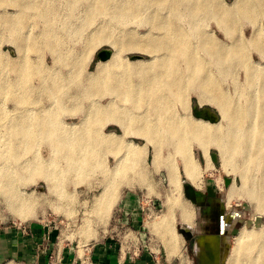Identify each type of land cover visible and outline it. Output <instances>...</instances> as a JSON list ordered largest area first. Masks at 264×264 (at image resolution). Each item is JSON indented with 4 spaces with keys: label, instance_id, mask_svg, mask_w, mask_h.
I'll list each match as a JSON object with an SVG mask.
<instances>
[{
    "label": "bare ground",
    "instance_id": "6f19581e",
    "mask_svg": "<svg viewBox=\"0 0 264 264\" xmlns=\"http://www.w3.org/2000/svg\"><path fill=\"white\" fill-rule=\"evenodd\" d=\"M186 1L194 7L189 9L191 11H202L206 2L15 0L9 3L7 0H0V29L7 32L5 35L0 33V194L4 195L8 207L16 217L27 219L41 203L42 197L35 195V191L29 193L25 190L29 184L43 178L52 191L57 185L51 184L54 177L66 173V170L61 171L57 167L51 169L56 161L53 158L33 155L35 143L41 140L51 141L59 147H68L66 153L62 154L66 156L70 166L76 167V172L82 174L92 171L95 161L93 156L98 154L101 144L117 143L124 151H121L123 154L118 152L121 155L116 167L109 171L112 174L111 184L116 183L115 185L144 187L151 191L150 172L164 170L170 194L165 197V211L153 226L164 236L170 253L176 251L181 236L175 226L177 215L187 226L194 224L196 216L193 205L183 197L181 177L184 176L195 189L202 190L205 183L204 172L214 167L210 155L213 148L219 153L224 172L241 180V184L237 185L234 179L228 187V203L240 196L250 205L261 208L264 203V69L256 66L257 64L252 65L253 61L250 63L242 55L243 48L228 47L224 42L218 41L213 31L197 32L196 25H193L197 20L194 19L196 16L187 27L178 23L184 16L178 9L179 3ZM243 2L248 6L245 11L264 10V0ZM82 4L86 5V11L80 15L79 8ZM152 4L162 5L166 10L169 9L167 11H173V15L169 12L154 15L152 10L157 9ZM8 6H13V12L8 10ZM222 13H216L214 18L218 28L224 32L226 29L222 25V19H230L232 15L228 13V9ZM61 14L65 19L63 27L66 28L65 24L68 23L73 30L69 20L76 18L79 24L74 28L77 29L76 33L81 34H86L87 28L97 24L96 19L102 15L134 20L155 17L162 19L159 33L149 30L143 34L144 37L135 33L134 37L120 40L118 44L122 47L115 46L117 50L111 58L98 65L91 76L99 84L86 91L92 97L95 91L109 93L110 101L107 105L94 104L80 123L73 125L74 128L79 127L81 133L66 131L65 133L69 132L66 135L63 131L59 133L56 128L59 122L58 111L65 107L63 99L71 98L64 86L66 79L56 75L48 82L44 71L37 70L29 58L30 52L41 44L53 43L55 48L57 45L56 50H60L59 45L63 41L55 31ZM40 25L46 30L37 34L34 29H38ZM104 27L106 29L107 26ZM100 34L103 35L101 40L108 37L106 32ZM225 34L228 35V31ZM255 35L262 36L260 32ZM93 40L89 39L87 42L90 45L105 42ZM4 45L12 46L16 57L5 52ZM126 49L146 53L151 59L140 60L138 63L127 61L123 57V50ZM92 50L94 49L89 52L88 48V57ZM261 53L264 57V52ZM237 55L242 57V64L246 69V87L240 90L236 88L238 97L232 96L223 88L227 78L234 77L237 67H240L235 59ZM38 77L42 79L43 85L40 87L34 83ZM41 91L49 92L45 97L51 105L41 102L43 95L37 94ZM240 91L245 96L244 102L239 99ZM193 94L199 105L216 108L221 119L212 122L194 117L190 101ZM97 118L116 125L122 134L113 131L106 133L105 137L100 135L95 138L90 131ZM60 122L64 125L62 120ZM132 138L142 143H137ZM195 147L205 157L206 168L196 157ZM150 148L153 155L151 170L148 171L146 159ZM235 213L236 211L232 212L233 215ZM228 218L220 217L221 232L232 226L231 215ZM209 237L218 257L214 262L205 257L203 264H224L226 258L228 264H245V260L247 264H264V230L261 228L243 227L235 238L233 247H230L227 237L220 234ZM198 246L203 250L200 244Z\"/></svg>",
    "mask_w": 264,
    "mask_h": 264
},
{
    "label": "rangeland",
    "instance_id": "374dc122",
    "mask_svg": "<svg viewBox=\"0 0 264 264\" xmlns=\"http://www.w3.org/2000/svg\"><path fill=\"white\" fill-rule=\"evenodd\" d=\"M7 1L11 3L15 0ZM243 1L244 0H206L205 7L202 11L189 10L194 7H192L191 3L188 1L181 4L179 3L178 9L184 16L180 21L178 20V23L187 27L189 23L193 21L194 16H196L194 19H197V22L194 21L195 23H192L196 25L197 32L203 33L213 31L214 37H216L218 41L224 42L228 47L234 46L243 48L242 55L244 54L245 58L248 59L250 63L253 61L252 65L255 66L257 64L256 66L264 69V57L261 55V52H264V10L258 9L252 11L251 9L252 13L250 9L249 12L245 11L244 9L246 7L248 8V6H246L247 4L245 5ZM152 6L157 9V11L152 10L154 15H164L167 14V12L173 15V11H167L169 9L166 10L162 5L152 4ZM8 8L10 12H13V6H8ZM227 9L232 17L230 19H222V25L226 29L225 31H228V35L225 34V31L223 32L218 28L217 20L214 18L216 13L220 12L221 14L223 10L226 12ZM79 11L80 15L84 14L86 5H80ZM60 17L61 19H57V30L55 29V33H59L57 35L58 38L63 41V43L59 45L60 50H56L57 45L55 48V44L53 43H50L51 45L48 43L41 44L30 52L29 58L37 70L44 71L43 73L46 74L45 79H47L48 82L58 75L66 79L64 86L67 87V94L71 95V98L63 99L65 107L63 110L60 109L58 111L57 117L59 122H57V125L60 126L58 127L56 125V128L59 133L63 131L65 135L69 132L77 134L81 133L82 130L76 126L74 128L73 125L80 123L81 119L86 116L87 112L91 110L94 104L107 105L110 101L109 93L95 91L94 95H96V97L94 95L92 97V94L86 91L88 88L93 87V85L99 84L95 82L91 76L96 72L98 65L103 63L98 57V53L105 49L115 52L117 47H122V45L118 44L120 40H127L130 37L136 36V34L137 36L140 34V37H144L143 34L149 30H152L154 33H159V24L162 22V19L161 17H155L154 19L141 18L140 20H134L102 15V17L100 16L96 19L97 24L87 28L86 34H81L76 33L77 29L74 28V26L76 27L79 24L76 18L71 19V21L69 20V23L73 26V30H71L68 23L65 24L67 25L66 28L63 27L65 19L62 18V14ZM105 25L107 26L106 29L104 27ZM201 25L203 26L202 28ZM98 27L99 29L96 30ZM37 28L38 29H34L37 34L46 30L42 25ZM200 28L202 30H200ZM85 29L86 28H84V30ZM97 31L106 32V37H108L103 39L105 42L101 45H99L100 42H96L98 44L95 43V45L94 43L90 45L87 40L97 39L98 41L100 37L102 38L103 35ZM256 32H260L262 36H256ZM0 33L5 35L7 32L3 31L1 28ZM88 34L90 36H88ZM84 35L85 37H83ZM254 40L256 41L254 42ZM88 48L89 52L91 49H94L92 53H89V57L86 55ZM3 50L8 52L11 57H16L15 50L12 46L4 45ZM60 54H63L64 58H62L63 56L60 57ZM123 57L126 58L127 61L129 60L133 63H138L140 60L151 59L146 53L138 51L133 52L129 49L123 50ZM235 59L240 67H237V73H235L236 75L234 77L229 76L227 78L226 82H224L225 84H223V88L228 90L232 96L238 97V94L235 93L236 88L240 90L246 87V69L242 64V57L237 55ZM243 62L246 61L243 60ZM34 83L37 87L43 85L42 79L39 77L35 78ZM240 93L239 96L241 98L239 99L244 102L245 96L242 91H240ZM37 94L43 95V99L41 98L43 104L51 105V102L45 97L46 94L49 95V92L41 91ZM104 95L106 96L104 97ZM190 99L192 112L193 106L198 108L199 103L194 94ZM203 107L209 108L216 115L219 113L213 106L205 105ZM61 120L64 122V125L60 124L62 123L60 122ZM96 120V123H93L94 126H92L90 131L95 138L100 135L105 137L106 133L109 134L113 131L117 134H122L121 129L111 122H107L103 119L98 120V118ZM66 131L69 132L65 133ZM133 140L137 143H142V141L137 139ZM99 147L100 145L98 148ZM67 148L68 147L65 146H56L53 142L47 140H41L35 143L32 149L33 155H41V157L43 156L45 159L53 158L56 161L53 163L51 169L57 167L61 171L66 170V173L59 174L56 176L58 178L54 177L51 184L55 183L57 185L52 191L43 178H38L35 183L29 184L26 187L25 190L27 192L30 193L35 191V195L42 197V199L40 205L35 208L34 214L29 215L27 219L24 220L16 217L14 213H12L6 203L4 195L0 194V227L28 225L40 222L55 228L53 230L56 232V236L59 237L62 246L64 244L80 246L81 254L84 253L85 246L101 240L113 232L112 235L117 240L120 248L124 249V252H128V248L133 245V241L135 240L134 244L139 248V252H147L152 256L158 257L161 262L168 264H194L195 257L190 242L181 233V229L186 228V225L180 221L178 215L176 217L175 226L177 233L181 236L174 253L169 252V247L167 246L164 236L160 230H157L155 226H153L155 221L159 219L161 214L165 211L166 196L170 194V186L164 170L158 173L150 172L149 180H151L150 185L152 184V192L144 187L129 188L118 184L115 185L116 183L111 184L110 178L112 174L109 171L116 167L115 164H117L119 155L123 154V152H121L124 151L123 147H119L115 142L110 144L105 142L103 145L101 144L100 150L97 148L98 154L93 156L95 161L91 168L92 171L89 174L76 172V167L72 168L70 166V162L68 163L66 156L62 154L66 153ZM57 150H59V153ZM119 151L121 154L118 155ZM194 153L201 165L206 168V159L201 151L195 147ZM211 153L217 154V162H214L211 157L214 167L204 172L205 183L203 188L202 190H196L202 192L205 187L210 186L218 193V196L225 201L224 206L227 210L233 209V211H239L241 214L235 228L228 235L230 247H233L235 238L243 227L249 229L261 228L264 230V203L261 206V210L260 207L252 206L245 199L237 196L234 201L229 204L226 198V192L230 185L227 187L225 179L229 178L232 182L235 179L234 181L237 185L241 184V180L238 177H234V175H227L224 172L221 166L219 153L216 149H211L210 155ZM116 154L118 156H116ZM152 155V148H150L146 159L148 171L151 170ZM181 181L182 183L186 181L184 176L181 177ZM183 197L190 201L186 198L184 190ZM190 203L195 208L191 201ZM119 206L139 207L138 214L140 215L141 225L139 233L134 232V234L127 237V232H125L126 228H123L122 225H118L117 228L113 227L114 223L111 225L110 222L114 212ZM117 217H119V213H117ZM194 226L195 225L192 224L189 227ZM128 234H130V232H128ZM9 263L17 264L11 260L8 262L0 261V264ZM223 263L228 264V258L224 259ZM245 264H247V260H245Z\"/></svg>",
    "mask_w": 264,
    "mask_h": 264
},
{
    "label": "crops",
    "instance_id": "0c3cea01",
    "mask_svg": "<svg viewBox=\"0 0 264 264\" xmlns=\"http://www.w3.org/2000/svg\"><path fill=\"white\" fill-rule=\"evenodd\" d=\"M138 206H119L114 220L140 232ZM119 213V217H117ZM55 228L36 222L28 225L0 227V261L17 264H168L147 252L128 251L120 248L111 234L85 246L81 254L80 246L60 244Z\"/></svg>",
    "mask_w": 264,
    "mask_h": 264
},
{
    "label": "flooded vegetation",
    "instance_id": "af4514ba",
    "mask_svg": "<svg viewBox=\"0 0 264 264\" xmlns=\"http://www.w3.org/2000/svg\"><path fill=\"white\" fill-rule=\"evenodd\" d=\"M195 201V226L189 227L186 225V228L189 230V234L186 235L185 238L189 240L190 246L193 250L195 257L194 264H203L205 257H207V259H209L210 261L214 262L216 261L218 255L215 246L213 245V242L210 240L209 236H213L214 234H220L222 237H227L228 239V235L235 228L237 220L241 214L239 213V211H237L233 215V209L227 210L224 206L225 201L220 196H218V193L215 192L212 188L209 189L208 186L205 187L202 192L198 191V194L195 197ZM220 215L225 216L226 218H230L231 215V218L233 219V225L230 227L227 225L228 227L226 228V231H224L225 233L219 230V220L221 217ZM210 220L212 221L210 222ZM199 244L203 247V250L201 249V247L198 246Z\"/></svg>",
    "mask_w": 264,
    "mask_h": 264
},
{
    "label": "water",
    "instance_id": "95a60500",
    "mask_svg": "<svg viewBox=\"0 0 264 264\" xmlns=\"http://www.w3.org/2000/svg\"><path fill=\"white\" fill-rule=\"evenodd\" d=\"M112 54H113V52L111 50L105 49V50L98 53V57L102 61H107L111 58ZM192 114L196 118L210 120L212 122H217L220 120L219 113H218V115H216L209 108H205L201 105H199L198 108L193 106ZM211 157L213 158L214 162H217V154L211 153ZM225 181H226L227 187L232 182L231 179H229V178H226ZM182 186H183V190H184V194H185L186 198L189 199L193 204H196L195 197L197 196L198 191L187 180L182 183ZM208 187H209V189L211 188L210 186H208ZM181 233L184 236H186L189 234V230L187 228H182Z\"/></svg>",
    "mask_w": 264,
    "mask_h": 264
},
{
    "label": "built area",
    "instance_id": "2783aa9c",
    "mask_svg": "<svg viewBox=\"0 0 264 264\" xmlns=\"http://www.w3.org/2000/svg\"><path fill=\"white\" fill-rule=\"evenodd\" d=\"M113 227H115V228H117V226L118 225H122L123 226V228H126V231L125 232H127V237H129L130 235H132V234H134V232L135 231H133L132 230V228H130L129 226H127V225H124L123 223H122V221L121 220H114L113 221ZM128 232H130V234H128ZM113 234V232L111 233V235ZM113 236V235H112ZM133 239V238H132ZM131 239V240H132ZM130 240V239H129ZM134 243H135V240L133 241ZM133 243V245L132 246H130L129 248H128V251H136V253H138L139 252V248L136 246V244H134ZM122 249V251H124V249L123 248H121ZM84 264H91V263H89V262H86L85 261V263Z\"/></svg>",
    "mask_w": 264,
    "mask_h": 264
}]
</instances>
